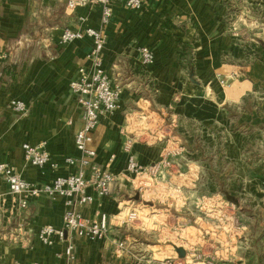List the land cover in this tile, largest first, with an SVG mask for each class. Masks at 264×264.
<instances>
[{
    "label": "crops",
    "instance_id": "crops-1",
    "mask_svg": "<svg viewBox=\"0 0 264 264\" xmlns=\"http://www.w3.org/2000/svg\"><path fill=\"white\" fill-rule=\"evenodd\" d=\"M69 1L81 0H0V162L10 165L25 181L35 185H45L55 177L78 173V166L71 167L66 163L68 158H81L75 136L82 127V109L70 84L78 70L89 63L92 40L85 38L61 46L60 38L64 29L77 30L84 25L103 28L107 38L104 67L113 83L122 88L117 112L103 117L94 132L96 166L116 175L125 172L128 156L124 152V143L130 129L129 133L135 137L133 154L144 167L162 162L171 142L180 147V139H186L190 146V125L194 119L186 112L195 105L209 114L215 113L217 108L224 110L227 105V108L236 105L239 116L235 124L240 129L252 131L237 130L224 136L223 140L236 154L245 147L250 152L260 150L264 141V132L262 135L257 132L261 124L260 112L257 107L246 109L245 103L257 94L264 99V55L243 51V41L232 34L237 24L226 22L228 8L223 1L146 0L139 11L115 3L112 20L104 27L98 6L86 5L70 10ZM241 1L250 5L249 8L241 6V13L253 15L255 21L252 24L256 28L264 27V22H260L264 0ZM258 9L263 11L258 13ZM182 39L190 43L195 54V76L199 85L189 83L187 71L181 64L178 47ZM142 47L153 51L154 65H142L139 53ZM229 58L237 62L250 61V64L240 67L230 63ZM222 68L230 75L235 74L237 79L245 74L247 78L236 79V83L225 88L216 75ZM239 68L245 74L237 71ZM230 75H224L226 83ZM243 82L249 87L240 86ZM151 87L158 89L154 103L157 110L164 112L174 108L173 117L178 118L179 130L168 140L163 136L165 128L149 129V122L144 127L137 126L150 119L148 110L140 106L143 97L140 91ZM194 88L198 91L194 92ZM14 100L23 101L27 113L20 115L13 111L10 103ZM148 137L154 141L147 142ZM159 137L166 141L159 142ZM26 143L33 146L45 143L51 164L42 169L27 164L23 152ZM171 160L178 165L180 175L166 176L160 183L193 174L190 166H187L189 172H182L185 170L182 155ZM54 164L56 168L52 167ZM148 179L155 184L154 180ZM156 182L160 184L158 180ZM129 186L130 182L124 181L107 198H100L93 190H88V195L94 196V202L78 207V211L88 218L101 212L110 217V235L105 241L94 242L67 234L64 240L54 236L53 245L46 246L38 238L39 231L46 226L63 229V216L67 210L65 199L39 197L31 199L27 209H20L8 184L0 178V264H127L130 257L128 254L118 257L112 239H118L116 234L125 235L130 228L135 229L133 225L126 227L120 220L132 207L126 205L124 208V195ZM131 202L127 201L128 204ZM261 228L255 224L235 225L234 230L240 233V239L243 238L237 244L238 264L262 263L264 233ZM71 243L75 247V260L69 262L65 249ZM184 250L187 255L188 249Z\"/></svg>",
    "mask_w": 264,
    "mask_h": 264
},
{
    "label": "rangeland",
    "instance_id": "rangeland-1",
    "mask_svg": "<svg viewBox=\"0 0 264 264\" xmlns=\"http://www.w3.org/2000/svg\"><path fill=\"white\" fill-rule=\"evenodd\" d=\"M220 1H223L228 8L226 14L228 25L237 24L232 34L234 38L243 41L244 45H241L243 51L250 55H258L259 52L256 51L264 41V27L256 28L252 24L255 21L253 15L241 13L243 12L241 6L249 8L250 5L241 0ZM262 11L258 9V13ZM256 16L258 18L259 15ZM260 17V22H264V13ZM184 43L188 46L189 56L181 61V64L187 71L189 83L199 85L201 83L195 76V54L190 43ZM259 55L263 56L264 53ZM229 60L230 63L240 67L250 64V61L244 63V61L237 62L236 59L229 58ZM191 70L194 71L193 79L198 84L192 82ZM237 71L245 74L243 69L239 68ZM228 73L226 68L218 70L217 79L222 80L224 75H230ZM245 78L247 74L241 75L237 80L242 81ZM234 83L236 81L229 80L224 87ZM240 86L249 87V84L243 82ZM212 88L216 93L218 92L216 86ZM157 91V88L154 90L152 87L140 91L143 96L140 106L148 110L150 119L144 120L143 124L137 126L144 127L149 122V129L165 128L163 136L168 140L169 137L172 138L177 134L180 125L177 122L178 118L173 117L174 108L165 109L164 112L157 110L154 104L159 95ZM193 91L197 92L198 88H194ZM260 99L262 97L257 94L245 103L246 109L257 107L260 112L261 124L257 131L258 135L264 132V128L261 127L264 126V99ZM147 101L152 106L146 104ZM227 106L224 110L216 107L217 110L213 114H209L197 105L190 106L191 109H187L186 113L194 119L190 125L191 145H188L189 141L186 139H180V147L172 142L169 143L165 158L168 153L182 151L185 169L182 172H187V166H190L194 171L193 174L183 178L174 177L172 182L160 184H154L148 178H139L134 188L129 186L124 195L126 201L124 208L129 205L132 209H138L140 222L133 223L135 229L130 228L125 234L127 237L116 234L118 239H112L125 242V252L117 255L122 257L128 254L130 259L127 264H238L237 244L243 241V238L240 239V233L234 230L235 225L237 223L246 227L252 224L261 225L260 230L264 233V141L260 150L250 152L245 147L238 154L231 152L223 137L237 130H242L241 132L252 130L240 129L235 124L239 116L236 105H230L228 107L230 110ZM183 132L187 134V131ZM149 138L147 142L153 140ZM159 138V142L164 140L163 137ZM141 183L150 187L139 195L135 188ZM137 195L140 196L139 200H135ZM130 200L132 202L128 204L127 201ZM223 201L230 210L221 209L220 204ZM127 213L128 210L120 220L124 221L123 225L130 227L126 223ZM226 215H229L227 222L229 225L224 221ZM177 248H186L189 253L185 258L180 259Z\"/></svg>",
    "mask_w": 264,
    "mask_h": 264
},
{
    "label": "built area",
    "instance_id": "built-area-1",
    "mask_svg": "<svg viewBox=\"0 0 264 264\" xmlns=\"http://www.w3.org/2000/svg\"><path fill=\"white\" fill-rule=\"evenodd\" d=\"M146 0H81L69 1L68 8L74 10L79 6L94 5L101 10L100 22L102 27L109 25L113 17V5L123 3L131 10L139 11ZM84 25V23H82ZM103 29V28H102ZM102 29H96L89 25L74 30L66 28L60 38V45L65 46L85 38L92 40V49L88 56L89 63L82 66L76 78L70 84V90L78 98L82 109V127L76 133L75 145L81 154L79 160L68 158L66 163L71 167L78 166L76 175L58 176L45 185H35L25 181L13 167L0 162V178L4 179L9 186L10 194L17 200L20 209H27L31 199L39 197L64 198L66 201V212L63 216V229L58 230L53 226L43 227L38 234L39 240L46 246L53 245L54 236L61 240L67 234H73L81 239L90 241H105L110 234V217L106 213H97L94 218L85 217L78 211V207L90 205L94 202V196L88 195V190H93L100 198L111 197L116 187L124 181H129L131 187H135V182L139 178H150L160 183L166 176L180 175L177 172L178 165L171 158L178 157L180 153L169 154L162 162L150 166H142L133 154L135 137L126 132L124 152L127 154V166L125 172L116 175L108 170H104L95 165L97 151L93 147L94 132L100 124V120L109 115H113L119 108V101L122 88L115 85L106 73L104 67L103 52L106 47L107 38ZM141 63L143 66H152L155 63V55L149 48L139 49ZM235 74L230 75L229 80L235 81ZM221 85L227 84L225 79L220 80ZM10 107L16 113L23 115L27 113V105L20 100H14ZM158 137V136H156ZM24 160L27 164L44 168L51 164L50 154L46 149V144L38 146L30 144L23 145ZM56 168L57 165H52ZM147 189L145 184H140L135 188L139 195ZM136 203V202H134ZM221 209L230 210L224 201L220 204ZM138 209H129L127 213V224L133 225L139 221ZM226 215L224 221L228 222ZM115 252L123 254L126 250L125 242L114 240ZM74 245L68 244L65 255L69 262L75 260ZM14 264H22L15 262ZM37 264V263H34Z\"/></svg>",
    "mask_w": 264,
    "mask_h": 264
},
{
    "label": "trees",
    "instance_id": "trees-1",
    "mask_svg": "<svg viewBox=\"0 0 264 264\" xmlns=\"http://www.w3.org/2000/svg\"><path fill=\"white\" fill-rule=\"evenodd\" d=\"M256 52L257 53L258 52L259 53H262V52L264 53V43L261 46L258 47V51H256ZM178 53L180 55L181 61H184L189 56V54H188V46L183 41L179 42ZM152 89L155 90V87H152ZM261 262H262L261 264H264V255L262 256Z\"/></svg>",
    "mask_w": 264,
    "mask_h": 264
},
{
    "label": "water",
    "instance_id": "water-1",
    "mask_svg": "<svg viewBox=\"0 0 264 264\" xmlns=\"http://www.w3.org/2000/svg\"><path fill=\"white\" fill-rule=\"evenodd\" d=\"M193 76H194V71L191 70V80H192L193 83L198 84V82L193 79ZM139 199H140V196L137 195L135 200H139ZM177 253H178L180 258H185L186 257V251L183 248H177Z\"/></svg>",
    "mask_w": 264,
    "mask_h": 264
}]
</instances>
